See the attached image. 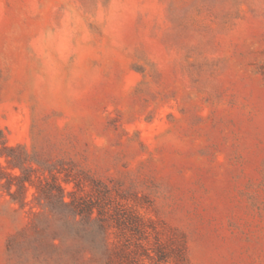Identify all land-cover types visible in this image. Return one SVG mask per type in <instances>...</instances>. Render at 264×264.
Masks as SVG:
<instances>
[{"label": "rangeland", "instance_id": "obj_1", "mask_svg": "<svg viewBox=\"0 0 264 264\" xmlns=\"http://www.w3.org/2000/svg\"><path fill=\"white\" fill-rule=\"evenodd\" d=\"M0 264H264V0H0Z\"/></svg>", "mask_w": 264, "mask_h": 264}, {"label": "trees", "instance_id": "obj_2", "mask_svg": "<svg viewBox=\"0 0 264 264\" xmlns=\"http://www.w3.org/2000/svg\"><path fill=\"white\" fill-rule=\"evenodd\" d=\"M12 178H16L18 180V189L16 192H12V187H13V182L10 181L9 179L5 183V186L9 189V193L12 197V199L16 202H19L21 206L25 205V198L23 194L25 193L26 190H28V183L32 185V180L29 177H26L25 175L23 176H13ZM60 196L62 197V200H64V191L63 189L59 188L58 189Z\"/></svg>", "mask_w": 264, "mask_h": 264}]
</instances>
